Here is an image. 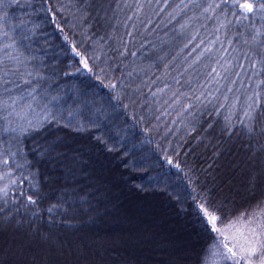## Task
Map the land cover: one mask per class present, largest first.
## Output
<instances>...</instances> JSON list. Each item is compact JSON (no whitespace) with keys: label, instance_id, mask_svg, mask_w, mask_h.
<instances>
[{"label":"trees","instance_id":"obj_1","mask_svg":"<svg viewBox=\"0 0 264 264\" xmlns=\"http://www.w3.org/2000/svg\"><path fill=\"white\" fill-rule=\"evenodd\" d=\"M231 4L0 0V264L264 227V14Z\"/></svg>","mask_w":264,"mask_h":264},{"label":"rangeland","instance_id":"obj_2","mask_svg":"<svg viewBox=\"0 0 264 264\" xmlns=\"http://www.w3.org/2000/svg\"><path fill=\"white\" fill-rule=\"evenodd\" d=\"M234 181L237 182L236 184H242L243 182L242 178H235ZM127 226H129V224L123 225V228H127ZM171 227H172V224L170 225L166 224L163 226L165 234L168 233L167 229H170ZM124 233H127V231L124 230ZM221 234L225 236V239L224 241H222L223 244H217L215 246V251L211 257L209 264H235V261L237 260L240 261V264H244L243 260L241 259L243 255V250L248 247L250 242H254L257 238H259L260 240H264V227H258V226H254L251 224H247V222L242 223V224H232L228 226L225 230H223ZM162 238L166 239L165 236H163ZM133 243L134 245L136 244L135 242ZM148 245L149 246L142 245L141 247L143 248V251L142 252L140 251L138 255L137 251H135L134 246H132V243L126 242V246H128L127 249L122 248L121 250H118V251L115 250L116 252L114 253L117 254L118 257H121V258L123 257V253H126L128 255L126 261H123L119 264H153L152 261L149 262L148 256L155 257L154 259L155 261H157L155 262V264H186L188 263V258L185 257L186 255H184L185 254L184 251L186 249V243L184 240H179L177 242L171 241V243H169L168 241V243L165 242L162 244H157L159 247L156 246L155 248H153V243H149ZM103 247L104 249L106 248L109 249L110 246L106 245ZM99 248L101 247H96V249L88 248V251L90 253L89 259L91 261H93L92 251L96 250L97 252H99ZM227 248H232L237 253V256L234 258L225 259L224 258L225 254L230 256V254L227 253ZM136 255H138V258H135ZM35 256L36 258H38L39 255H35ZM68 257L69 255L64 259L61 257L62 259L61 264H72L73 263L72 259H69ZM28 260L30 261L29 258ZM41 260H43L42 255H41ZM57 261H58L57 259L53 260V263L51 264H58Z\"/></svg>","mask_w":264,"mask_h":264},{"label":"snow or ice","instance_id":"obj_3","mask_svg":"<svg viewBox=\"0 0 264 264\" xmlns=\"http://www.w3.org/2000/svg\"><path fill=\"white\" fill-rule=\"evenodd\" d=\"M225 5H227V0H224ZM221 5L217 4L215 7L219 8ZM231 7L233 9L238 8L240 16L242 18H248V16L256 15L257 13L264 14V0H232ZM233 15H236L235 11ZM249 120L255 121V117L251 114H248ZM249 132L253 131V127L249 126ZM264 132V128L261 129ZM7 163V161H5ZM169 163H171L169 161ZM29 201L32 202L31 197H29ZM203 210V209H202ZM205 215L209 217V223L213 225V231H216L215 228V216H210L206 211ZM227 247V246H226ZM227 253L225 254V259L234 258L237 256V253L232 248H227ZM244 264H264V240H260L257 238L254 242H250L248 247L243 250V255L241 257ZM235 264H240V261H235Z\"/></svg>","mask_w":264,"mask_h":264}]
</instances>
